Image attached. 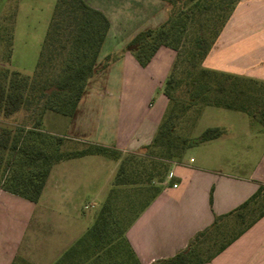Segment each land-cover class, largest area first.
Returning a JSON list of instances; mask_svg holds the SVG:
<instances>
[{"label":"trees","instance_id":"1","mask_svg":"<svg viewBox=\"0 0 264 264\" xmlns=\"http://www.w3.org/2000/svg\"><path fill=\"white\" fill-rule=\"evenodd\" d=\"M170 5L167 20L155 29L137 33L126 45L140 67L159 47L176 52L163 84L167 107L151 142L137 153L86 144L61 150L63 138L42 131L45 113L74 116L98 67L100 49L110 28L108 18L85 0H56L39 57L31 75L10 68L15 24L14 8L0 20V189L37 203L53 165L84 156L118 162L110 195L92 226L53 264H138L124 233L159 193L170 166L185 151L224 135L218 127L191 136L206 106L242 112L264 127V82L205 69L201 66L239 0H162ZM110 61L107 57L105 62ZM7 65V66H5ZM180 67V70L177 69ZM177 72V77L175 73ZM180 93H177V90ZM17 114L25 122L9 124ZM143 185L149 186L143 194ZM140 191L145 199L123 228L113 217L114 199L124 188ZM149 191V193H147ZM264 184L238 208L216 216L173 257L153 264H206L264 216ZM138 213V214H137ZM249 221H246V218ZM240 227V228H239ZM11 264H28L17 260Z\"/></svg>","mask_w":264,"mask_h":264},{"label":"crops","instance_id":"2","mask_svg":"<svg viewBox=\"0 0 264 264\" xmlns=\"http://www.w3.org/2000/svg\"><path fill=\"white\" fill-rule=\"evenodd\" d=\"M92 8L103 13L97 7ZM145 28L123 37L121 30H113L110 22L95 74L74 116L52 118L56 131L64 130L63 134L72 140L114 148L123 155L137 153L151 142L167 107L163 84L176 52L159 47L147 66L140 67L125 47ZM107 57L110 61L106 63ZM201 66L264 82V0H239ZM248 125L243 123L237 133L225 131L223 136L194 147L198 149L197 158L186 159L183 155L179 162L171 164L159 193L124 233L138 264H153L173 257L196 233L209 227L216 216L232 212L264 184L261 124L245 152L247 159L251 158L246 161L251 163H226L232 156L226 152L224 143L232 137L245 136ZM94 159L118 165L102 156L58 162L50 170L38 203L0 189V264H11L17 256L44 198L53 197L70 182L77 187L80 183H85L86 188L94 185V173L90 176L86 170ZM168 178L170 181L166 182ZM77 239L69 240L63 252ZM206 264H264V216Z\"/></svg>","mask_w":264,"mask_h":264},{"label":"rangeland","instance_id":"3","mask_svg":"<svg viewBox=\"0 0 264 264\" xmlns=\"http://www.w3.org/2000/svg\"><path fill=\"white\" fill-rule=\"evenodd\" d=\"M85 1L90 6L103 11L110 20L113 30H121V34H124L123 37L126 33L129 35L131 31L136 32L143 27H147L144 30L157 28L167 20L171 8L168 3L162 0ZM55 4L56 0H0V20L5 13L16 8L10 59L12 70L23 75L33 73ZM151 26L154 27L150 28ZM1 52L2 49H0V65L3 60ZM177 70L179 71L180 67ZM178 75L176 72L175 76ZM176 92L180 93V90L178 89ZM52 118L62 120L67 117L47 112L42 122L44 133L63 138L61 150L70 151L86 147V144L68 138L66 134H63L64 130L56 131L52 125ZM25 121L24 114H17L9 121V124H21ZM243 123L250 124L244 129L245 136L238 139L232 137L223 145L227 149L226 152L232 156V159L226 163H230V161H233L232 163L235 165L251 163L246 161L251 158L247 159L245 152L249 149L248 145L251 146V139L257 129H260V124L258 121H250L249 117L242 112L206 106L202 109L201 115L191 131V136L197 137L205 129L213 127L237 133ZM197 150L190 148L184 153L186 157H183L195 159ZM94 160V163H89L86 168L90 176H92V172L94 173L95 183L93 186L86 188L85 183H80L77 187L73 182H70L53 197H43L45 202L38 205L21 244V249L17 253L18 261L21 259L28 264H53L61 256L69 240L77 239L92 226L101 207L110 195L117 169L112 162L103 164L101 159ZM169 181L168 178L166 182ZM155 186L160 187V184L155 183ZM148 187L143 185L135 188L144 189L142 190L144 194ZM137 190L130 187L124 188L114 199L113 217L117 222L119 221L121 228L129 223L133 216L134 210L130 211L127 208V203L130 201L136 209L138 204L145 199L141 194H138L140 191L137 192ZM261 202L264 203V199ZM249 218L247 217L246 221H249Z\"/></svg>","mask_w":264,"mask_h":264},{"label":"built area","instance_id":"4","mask_svg":"<svg viewBox=\"0 0 264 264\" xmlns=\"http://www.w3.org/2000/svg\"><path fill=\"white\" fill-rule=\"evenodd\" d=\"M175 187V186H174Z\"/></svg>","mask_w":264,"mask_h":264}]
</instances>
